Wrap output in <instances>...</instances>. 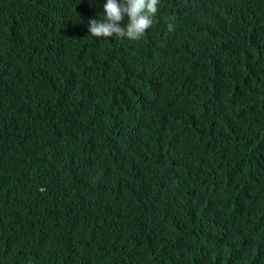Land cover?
<instances>
[{"label":"trees","instance_id":"trees-1","mask_svg":"<svg viewBox=\"0 0 264 264\" xmlns=\"http://www.w3.org/2000/svg\"><path fill=\"white\" fill-rule=\"evenodd\" d=\"M106 2L0 0V264H264V0Z\"/></svg>","mask_w":264,"mask_h":264},{"label":"clouds","instance_id":"clouds-1","mask_svg":"<svg viewBox=\"0 0 264 264\" xmlns=\"http://www.w3.org/2000/svg\"><path fill=\"white\" fill-rule=\"evenodd\" d=\"M161 0H107L103 5L105 15L99 20L90 19L88 31L95 38H120L140 41L152 27L159 12ZM127 18L125 26H121ZM169 31L174 30L171 22Z\"/></svg>","mask_w":264,"mask_h":264}]
</instances>
